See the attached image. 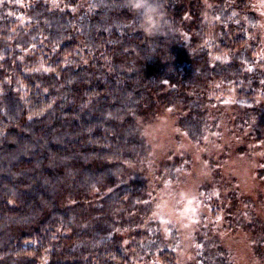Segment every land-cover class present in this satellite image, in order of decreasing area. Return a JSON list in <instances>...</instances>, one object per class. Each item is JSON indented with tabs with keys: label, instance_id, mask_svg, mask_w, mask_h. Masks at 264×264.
Instances as JSON below:
<instances>
[{
	"label": "trees",
	"instance_id": "trees-1",
	"mask_svg": "<svg viewBox=\"0 0 264 264\" xmlns=\"http://www.w3.org/2000/svg\"><path fill=\"white\" fill-rule=\"evenodd\" d=\"M210 1L161 0L169 25L149 37L125 0H0V264H136L143 233L123 245L96 217L120 207L119 191L100 210L86 205L89 190L147 153L134 118L156 96L183 105L179 125L199 138L202 98L231 82L237 100L264 93L247 27L255 14ZM155 256L176 262L168 249Z\"/></svg>",
	"mask_w": 264,
	"mask_h": 264
},
{
	"label": "rangeland",
	"instance_id": "rangeland-1",
	"mask_svg": "<svg viewBox=\"0 0 264 264\" xmlns=\"http://www.w3.org/2000/svg\"><path fill=\"white\" fill-rule=\"evenodd\" d=\"M221 1L242 20L255 14L247 26L253 64L264 67V0ZM210 84L214 94L223 86ZM229 86L232 92L236 88L233 82ZM254 91L251 100H237L228 90L214 100L202 98L201 119L208 124L199 138L179 125L188 114L183 105L163 104L156 96L152 108L134 118L147 153L124 162L111 181L89 190L86 205L100 210L119 191L120 207L96 217L123 245L136 242L131 237L135 232L143 233L144 250L136 264H164L162 256H155L162 249L172 252L175 264H264V93ZM181 189L195 194V219L153 218L155 204L175 200ZM67 198L62 205L74 202ZM91 212L79 211L78 216Z\"/></svg>",
	"mask_w": 264,
	"mask_h": 264
},
{
	"label": "clouds",
	"instance_id": "clouds-1",
	"mask_svg": "<svg viewBox=\"0 0 264 264\" xmlns=\"http://www.w3.org/2000/svg\"><path fill=\"white\" fill-rule=\"evenodd\" d=\"M132 15L137 18V27L146 36L162 34L168 27L169 21L161 0H125ZM195 194L188 189L176 192V198L161 199L155 204L153 218L167 217L169 220L193 221L198 212Z\"/></svg>",
	"mask_w": 264,
	"mask_h": 264
},
{
	"label": "snow or ice",
	"instance_id": "snow-or-ice-1",
	"mask_svg": "<svg viewBox=\"0 0 264 264\" xmlns=\"http://www.w3.org/2000/svg\"><path fill=\"white\" fill-rule=\"evenodd\" d=\"M124 8H126L127 9V11L131 14V12H130V10H129V8L126 6V3L124 2V4L122 5ZM132 15V14H131ZM132 18L133 19H135V20H137V18L134 16V15H132ZM216 19H219V17L217 16V17H215ZM217 59H219V57H217ZM250 70V69H249ZM45 71H47V69H45ZM170 110V109H169ZM214 194H216V195H218V193H214ZM195 222V221H194Z\"/></svg>",
	"mask_w": 264,
	"mask_h": 264
}]
</instances>
